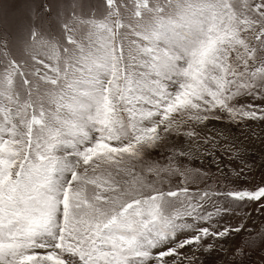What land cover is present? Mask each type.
I'll return each mask as SVG.
<instances>
[{
  "label": "snow or ice",
  "instance_id": "1",
  "mask_svg": "<svg viewBox=\"0 0 264 264\" xmlns=\"http://www.w3.org/2000/svg\"><path fill=\"white\" fill-rule=\"evenodd\" d=\"M106 5L102 19L63 23L71 47L55 64L39 58L35 27L19 42L43 73L13 58L0 21V264H243V247L223 245L245 229L220 221L264 212V183L221 186L247 175L241 146L192 129L264 122V107L239 102L264 101V0ZM173 135L192 145L150 160ZM186 157L215 160L217 187ZM173 175L183 186L165 188Z\"/></svg>",
  "mask_w": 264,
  "mask_h": 264
},
{
  "label": "rangeland",
  "instance_id": "2",
  "mask_svg": "<svg viewBox=\"0 0 264 264\" xmlns=\"http://www.w3.org/2000/svg\"><path fill=\"white\" fill-rule=\"evenodd\" d=\"M118 4H127L128 7L134 10V0H116ZM241 3L242 0H237ZM251 5L261 3V0H250ZM50 9V11H46ZM106 0H0V21H3L5 16L8 23L6 25L8 31L11 33L12 39L16 41L11 45V53L20 63L27 62L29 69L33 66L41 68L43 73L45 69L42 66L35 65V61L27 55L21 45L20 41L29 39L30 33L35 27L38 32L37 39L45 42L44 47L37 49L39 52V58L43 59L45 63L55 64L54 59L56 53L63 58V49L71 47L67 41L68 31L63 27V23L69 18L78 17L80 19L96 18L102 19L107 15ZM134 23L135 18L126 14L124 22L129 21ZM5 25L0 23V33H3ZM82 33H76V38H80ZM135 39V37H133ZM49 46H55L56 52H53ZM257 47V56L264 58V50H262L259 44H255ZM52 56L53 59L49 57ZM3 58L0 57V62ZM29 79H32L30 76ZM17 84H22V81L17 79ZM34 87L35 82L33 81ZM242 104H254L260 107H264V101L256 100L252 101L248 97H241L239 100ZM223 115V114H221ZM199 134V139H204L211 135H218L224 133L225 135H231L235 140L233 142L239 143L241 146V152L244 155V172L246 176L242 177L241 181H236L233 185L227 181L220 180V185L227 184L229 188L236 187H253L264 183V122L247 121L246 125H242L240 128L233 127L229 124L228 119L217 120L212 119L204 125L194 126L192 129ZM192 145V141L184 136L173 135L169 137L166 145L158 151L152 152L149 156L150 160L160 161L162 164H166L165 157L169 155L173 150L187 151ZM207 147L201 145V148ZM216 155H220L219 152ZM216 163L215 160L204 159H192L191 157L181 158L180 164L187 166L193 170L200 169L202 172L211 174L212 179L208 181V184L212 188L217 187V179L219 178V172L211 165ZM233 169L239 167V162H233L231 165ZM229 176L232 180H236L233 172L229 171ZM150 180L155 179L154 176L149 175ZM165 188L169 185L175 189L183 186L181 184V177L177 175L165 176ZM247 181V183H243ZM190 189L196 187H203L202 182H194L188 184ZM256 206L245 211H238L236 215L225 216L220 223L224 226L244 228L239 234L235 235L234 239H230L223 245L225 249H232L243 247L246 251V255L238 256L236 259L243 262V264H264V212L254 211ZM212 209L209 208V211ZM203 259V257L201 258ZM229 261L233 259L231 255L228 256ZM217 264L221 262L217 261Z\"/></svg>",
  "mask_w": 264,
  "mask_h": 264
}]
</instances>
